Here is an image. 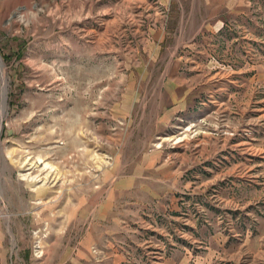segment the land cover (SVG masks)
Here are the masks:
<instances>
[{
  "label": "rangeland",
  "instance_id": "obj_1",
  "mask_svg": "<svg viewBox=\"0 0 264 264\" xmlns=\"http://www.w3.org/2000/svg\"><path fill=\"white\" fill-rule=\"evenodd\" d=\"M245 13L0 0V264H58L115 176L118 234L79 258L71 227L68 264H264V0Z\"/></svg>",
  "mask_w": 264,
  "mask_h": 264
},
{
  "label": "crops",
  "instance_id": "obj_2",
  "mask_svg": "<svg viewBox=\"0 0 264 264\" xmlns=\"http://www.w3.org/2000/svg\"><path fill=\"white\" fill-rule=\"evenodd\" d=\"M253 0H203V3L207 6L212 14H214L210 19H218L220 20V16L235 14L242 15L246 14V10L251 5ZM117 176L114 177V183L111 185L110 189L105 192V199L102 205L96 206L89 217L79 216L78 219L72 220L70 213L65 214L62 219V239L65 242L62 250L63 257L60 259L58 264H68L72 262L73 253L76 254V250H78L77 256H84L87 251L91 248H97V246L103 243L104 236L108 238H114L118 233L114 231V235L110 234V232H104V224L114 223V226H118L119 216L117 212V194L118 191H128L130 190V182L128 179L124 181V183L117 184L115 181ZM100 193V196L103 195V192ZM105 225V226H106ZM71 227L73 229H78L81 231V237L78 239V246H76V250L70 251V243H71ZM117 229V228H116ZM65 230L67 234L65 236ZM109 234V235H108ZM48 238L43 239V244L48 245ZM111 243V242H110ZM42 242L40 246L42 245ZM47 249V248H42ZM41 251V248L39 249ZM67 255V259H66Z\"/></svg>",
  "mask_w": 264,
  "mask_h": 264
},
{
  "label": "bare ground",
  "instance_id": "obj_3",
  "mask_svg": "<svg viewBox=\"0 0 264 264\" xmlns=\"http://www.w3.org/2000/svg\"><path fill=\"white\" fill-rule=\"evenodd\" d=\"M0 68L2 69V65H1V63H0ZM5 89V88H4ZM4 96H5V92H4ZM3 100H4V98H3Z\"/></svg>",
  "mask_w": 264,
  "mask_h": 264
}]
</instances>
